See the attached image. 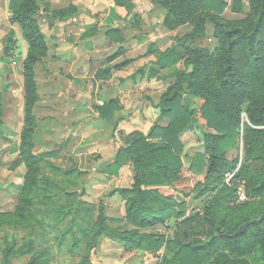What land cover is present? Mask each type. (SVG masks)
<instances>
[{
    "label": "trees",
    "instance_id": "1",
    "mask_svg": "<svg viewBox=\"0 0 264 264\" xmlns=\"http://www.w3.org/2000/svg\"><path fill=\"white\" fill-rule=\"evenodd\" d=\"M154 1L167 8L163 21L168 28L191 22L194 31L189 42L178 39L158 55L162 69L180 61L184 64L167 74L172 79L159 101L154 102L160 109V119L147 134L140 130L128 134L115 160L104 169L118 173L130 162L134 171L132 187L117 189L126 199V216L120 219L107 215L103 203L98 208L83 198L87 180L77 162L72 161L69 167L58 165L51 159L57 150L33 153L35 63L46 55L47 43L37 20L38 0H10L12 19L21 26L30 46L23 64L25 125L20 157L14 162H25L27 168L29 205L23 209L29 219L25 227L30 232L20 245L8 242L4 246L0 264H9L12 255L26 253L32 255L29 264H47L54 257V249L61 250L65 245L72 252L85 245L83 257L76 264H91L92 250L104 236L120 241L127 250H158L165 237L156 233L155 227L168 218L182 219V228L180 234L167 239V254L161 264H264V219L238 232L242 224L264 213V0L249 1L253 12L249 24L221 18L230 5L227 0ZM245 1L232 0L231 10L243 12ZM116 2L128 10L134 7L133 0ZM50 11L57 19L68 20L78 14L79 7L70 3ZM208 22L214 25L218 40L213 50L192 42L206 35ZM15 42V30L11 29L7 51ZM121 53L120 49L109 60ZM129 61L101 68L97 77L109 78L114 67ZM1 96L2 92L0 101ZM198 99L201 103L196 105ZM119 107L110 99L97 109L102 117L114 121ZM199 117L204 122H199ZM162 119L167 121L162 123ZM195 126L202 129L203 151L194 155L190 170L202 176L197 196L205 199L199 210L187 214L184 201L162 193L158 185H172L181 179L182 134ZM241 144L242 156L229 158V150L239 149ZM239 163L231 183H225V173ZM243 183L248 198L237 202ZM117 220L124 223H112ZM127 224L133 228H123ZM147 227L152 230H140ZM191 236L196 239L191 240Z\"/></svg>",
    "mask_w": 264,
    "mask_h": 264
},
{
    "label": "rangeland",
    "instance_id": "2",
    "mask_svg": "<svg viewBox=\"0 0 264 264\" xmlns=\"http://www.w3.org/2000/svg\"><path fill=\"white\" fill-rule=\"evenodd\" d=\"M227 1L230 5L222 13V19L243 24L251 22L253 12L250 0L245 1V10L241 13L233 12L232 0ZM73 2L81 7L78 14L68 20H59L52 16L50 9L64 8ZM133 2V9L128 10L126 5H120L116 0H38L37 20L45 34L47 53L35 63L37 99L32 107V113L35 116V127L32 132L33 153L57 150L58 154L51 159L60 166L69 167L72 161L76 162L77 153L87 148L82 142L84 137L90 136L93 131L97 132V136L109 132L111 127L109 123L113 124L112 128L115 130L120 120H126L132 115L124 111L125 104L122 106L121 100L124 99L129 103L134 99L135 102V97H130L127 92L119 94L118 86L121 83L115 80L110 81L112 75L106 79L97 77L98 70L107 64L109 57L118 50L121 49L122 53L112 62L134 58L126 67V70L134 75L139 73L145 75L147 67L140 65L142 60L153 62V67L147 72L150 77L153 75L157 77V87L153 97L148 95L149 98L148 96L141 98L144 102H148V105H154V102L159 101L162 92L172 79L167 74L175 66L184 65L183 61H180L168 69H162L157 63V58L178 39L189 42L194 25L188 22L170 29L163 21L168 12L166 7L156 4L154 0H133ZM12 18L10 0H0V92H2L0 101V220L2 222L0 261L2 249L8 242H17L20 245L30 232V229L25 227L29 219L23 209L24 206L29 205L27 194L30 191V185L27 168L25 162L14 165L20 157L21 134L25 125L26 89L23 64L30 46L23 35V29ZM11 29L15 30L16 42L7 51ZM206 30L204 37L192 42L208 46L213 50L218 44L214 36V25L208 22ZM86 62L89 64L86 65ZM83 74L86 77H80ZM20 75L23 77L18 79ZM80 90L84 91V95L80 94ZM110 98L120 105L115 110L114 121L102 117L97 109ZM100 99L103 103H100ZM200 103L201 99H198L196 105ZM116 119H118L117 122H115ZM198 120L204 122L201 117ZM122 137L125 136L122 135ZM182 140L184 142L182 177L172 184L171 188L178 192L176 196L180 199L184 198L187 214H191L199 210L205 199V196H201L202 203L196 204L199 198L198 183L202 176L190 170L194 155L203 151L202 129L195 126L187 130L182 134ZM242 149V144L239 149H230L229 158L241 155ZM86 177L88 178V174H85ZM109 185L106 188H109ZM69 187L75 188V185ZM86 188L85 184L84 190ZM171 194L175 195V193ZM94 200L96 202L92 201V204H96L99 208L103 203L106 209V199L103 196L95 195ZM97 215L98 210L95 211V218ZM112 217L121 219L119 216ZM181 220L168 218L161 224V229L156 228L158 225L155 227V232L165 237V243L158 250L136 248L127 250L118 240L106 236L100 237L98 244L92 250L91 264H144L149 251L155 252L154 258L157 256L161 258V264L167 254V239L175 233H181ZM112 223L121 225L124 221L117 220ZM123 228L131 229L133 225L127 224ZM140 230L150 232L152 229L147 227ZM190 239L195 240L196 236H191ZM50 243H53L52 239ZM68 248V245L61 250L57 249L58 251L55 248L54 257L47 264H76L81 261L85 245L75 252L69 251ZM158 251H161V254ZM10 258L9 264H29L32 255L26 253L12 255ZM150 260L151 264H158L157 259Z\"/></svg>",
    "mask_w": 264,
    "mask_h": 264
},
{
    "label": "crops",
    "instance_id": "3",
    "mask_svg": "<svg viewBox=\"0 0 264 264\" xmlns=\"http://www.w3.org/2000/svg\"><path fill=\"white\" fill-rule=\"evenodd\" d=\"M73 4L78 6L80 11V5L76 2H73ZM12 27L16 29L15 26ZM114 59H108L109 62L103 65L102 68L112 67L115 64L124 61L120 60L112 62ZM133 59L134 58H129L130 61L128 63L132 62ZM147 61H145L147 62V64H145L144 60H142L140 65H146L148 71L153 67V62L149 60ZM85 64L88 65L89 63L86 62ZM127 64L114 67L112 69V76L109 80H115L121 83L118 86L119 91L117 90L119 94L127 92V95L130 97H135V102L134 99L129 103L124 99L121 100V104L123 103L122 106L125 104L124 111L130 112L132 115L126 120H120L119 126L115 130L112 128L113 124L109 123V126H111L109 132L97 136V132L93 131L90 136L84 137L82 142H84V147L87 148L79 151L76 158L79 167L85 172V174H88V178L86 177V193L83 198L90 202H96V200H94L95 195L103 196V198L106 199V211H108L106 214L115 217L119 216L121 218L126 216V199L122 196L121 192L117 191V189L132 187V184L134 183V171L132 165L128 162L119 169L118 173L112 174L104 172V169L109 162L115 160V157L122 144L125 143V138L128 134L135 130H140L147 134L160 115L159 108L155 107L153 104L148 105V102H144V100L141 99L148 95L153 97L154 90L158 83L157 77H154V75L153 77H150L147 71L145 72V75L141 73L134 75L132 72L126 70V67L128 66ZM81 76L86 77L85 74L80 75V77ZM21 77L23 76L20 75L18 79H21ZM80 94L84 95V91L80 90ZM147 98H149V96ZM100 103H103L102 99H100ZM166 121L167 120L165 119L161 120L162 123H165ZM122 135L125 137H122ZM108 185L109 188H106ZM158 187L162 193L168 196H172L173 194L171 193H175L173 197L178 201H184V198H182V200L179 196H176L178 192L175 189H172L170 184H161L158 185ZM202 199V197H199L196 200V204L200 205ZM156 228L161 229V224Z\"/></svg>",
    "mask_w": 264,
    "mask_h": 264
},
{
    "label": "built area",
    "instance_id": "4",
    "mask_svg": "<svg viewBox=\"0 0 264 264\" xmlns=\"http://www.w3.org/2000/svg\"><path fill=\"white\" fill-rule=\"evenodd\" d=\"M242 156V154H241ZM240 163L238 164L237 168L232 170V171H228L225 173V183L230 184L232 179L234 178L235 174L237 173L238 169H239ZM248 197L245 193V186L244 183L240 185L239 187V192H238V198H237V202H241L246 200ZM155 252L153 251H149L147 252V256H146V260L144 262V264H151V260L150 259H157L158 260V264H160L161 262V258H158V256L156 258L155 257ZM159 254H161V251H158Z\"/></svg>",
    "mask_w": 264,
    "mask_h": 264
},
{
    "label": "water",
    "instance_id": "5",
    "mask_svg": "<svg viewBox=\"0 0 264 264\" xmlns=\"http://www.w3.org/2000/svg\"><path fill=\"white\" fill-rule=\"evenodd\" d=\"M264 219V213L260 216V218L257 219H253L250 222H246L244 224H242L238 230V232H241L242 230H244L250 223H260L262 220Z\"/></svg>",
    "mask_w": 264,
    "mask_h": 264
}]
</instances>
